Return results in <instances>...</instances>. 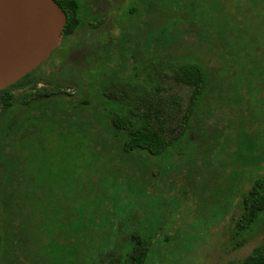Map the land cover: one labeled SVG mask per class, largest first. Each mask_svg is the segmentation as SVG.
Segmentation results:
<instances>
[{
    "label": "rangeland",
    "instance_id": "374dc122",
    "mask_svg": "<svg viewBox=\"0 0 264 264\" xmlns=\"http://www.w3.org/2000/svg\"><path fill=\"white\" fill-rule=\"evenodd\" d=\"M78 1L79 32L52 57L55 70L74 68L75 74L41 79L33 73L24 89L12 90L18 97L53 88L79 102L86 94L74 77L93 88L94 95L86 98L92 105L71 109L69 116L62 99L46 105L64 122L57 129L49 125L50 132L61 133L48 138L47 160L57 165L53 174H60L50 185L71 201L75 215L65 212V218H79L73 228L64 227L67 233L73 229L72 243L47 261L120 264L127 237L138 232L152 240L145 264H239L264 242V214L251 230L234 234L241 214L237 193L264 177V0H114L115 7L122 4L111 17L117 29L102 63L94 61L88 21L98 8L110 7ZM65 51L72 54L58 64L55 57ZM177 61L199 63L207 74L190 139L170 147L169 154L144 153L142 161L134 156L114 168L121 164L113 149L120 140L110 136L106 113L117 104L102 90L119 85L118 94L126 98L121 106L140 113L150 106L147 100H156L162 118L176 122L193 92L173 80ZM59 98L69 102L70 97ZM82 216L89 221L87 231Z\"/></svg>",
    "mask_w": 264,
    "mask_h": 264
},
{
    "label": "trees",
    "instance_id": "16d2710c",
    "mask_svg": "<svg viewBox=\"0 0 264 264\" xmlns=\"http://www.w3.org/2000/svg\"><path fill=\"white\" fill-rule=\"evenodd\" d=\"M55 1L67 17L64 34L71 35L80 23L79 4L76 0ZM172 66L175 83L188 86L193 91L190 104L185 110H179L182 115L176 122L162 118L163 111L156 100H147L151 102L150 106L144 107L140 113L121 106L120 102L126 98L118 94L122 92L119 85L113 87L114 84H110L102 90L106 98L113 99V104H117L109 116L105 110L111 126L109 134L120 140L113 149L114 154L121 158V164L114 168L119 169L127 159L144 156V153L151 156L169 154L170 147L181 140L190 139L191 131L196 128L193 123L198 102L203 98L207 74L201 64L191 61H177ZM33 73L35 75L36 71L0 91V264H33L35 260L38 264H54L53 261H47L48 255H62L74 238L73 229L71 233L64 231L65 224H71L73 228L79 220L78 216L76 220L73 217L71 220L65 218V212L75 215L71 201L61 199L63 193L52 189L50 185V178L60 174H53L56 163L49 166L47 156L51 144L48 138L61 136V133L58 130L50 132L49 125L52 122L57 129L64 122L56 119L57 115L53 118L46 105L54 99H62L64 102L61 101V104L69 116L71 109L92 105V100L86 98L91 99L90 96L94 95L93 88L83 85L84 80L80 78L79 92L86 96L79 102L74 101V94L53 88L36 89L14 97L12 90L24 89ZM60 96L70 97L69 102ZM138 159L142 161L141 157ZM139 160L134 162L139 165ZM114 174L122 175L118 172ZM237 197L240 199L241 214L234 223L235 237L251 230L264 214V177L257 178L248 191L242 190L237 193ZM82 224L83 231H87L89 221L84 222L83 216ZM126 241L123 247L127 254L120 264H145L152 247L151 238L135 232ZM243 243L244 240L236 245ZM41 256L45 260L37 259ZM239 264H264V242Z\"/></svg>",
    "mask_w": 264,
    "mask_h": 264
},
{
    "label": "water",
    "instance_id": "95a60500",
    "mask_svg": "<svg viewBox=\"0 0 264 264\" xmlns=\"http://www.w3.org/2000/svg\"><path fill=\"white\" fill-rule=\"evenodd\" d=\"M66 22L55 0H0V91L50 58Z\"/></svg>",
    "mask_w": 264,
    "mask_h": 264
},
{
    "label": "flooded vegetation",
    "instance_id": "af4514ba",
    "mask_svg": "<svg viewBox=\"0 0 264 264\" xmlns=\"http://www.w3.org/2000/svg\"><path fill=\"white\" fill-rule=\"evenodd\" d=\"M79 4V18H80V23L79 26L74 30V32L71 35L66 36L64 34H62V43L61 45L56 49L58 50L63 42L65 40L67 41H72L76 35L78 34V30L81 27V21H82V13H81V3H79L78 0H76ZM97 2L109 5L110 9H108V11L106 12L105 10H101V8L97 9V11H95L94 15L92 16V20L88 21L89 26H90V30L88 31L90 36H91V40L90 45H92L91 47L93 48V56H94V61L96 62L98 59H100V63H102L104 60H106L109 57V49L111 48L110 46L113 44L112 43V39H113V34L116 31V26L114 24H112L111 22V17L113 16L114 12H117L119 10V7L121 6V4L125 1L123 0L122 3L118 6L115 7V3L114 0H96ZM83 44L80 43L78 46L81 47ZM259 46V45H258ZM142 45L140 44L139 48H141ZM255 47H257V44H255ZM262 46H260L261 48ZM258 48V49H260ZM66 52V53H65ZM62 54H59V56H56L55 59L59 62H57L58 64H62L64 63V61L67 59V56H70L72 53L71 51H65ZM112 53H114V48L110 51ZM55 53V50H54ZM54 53L51 54L50 58L44 62L43 64H41L35 71H36V75H38V77H40L41 79H43L44 77L47 76H60V74H64L66 77H70L72 75L75 74L74 68L70 69V68H64L63 70L61 69H54L55 67L53 66V58L54 57ZM67 61V60H66ZM65 61V62H66ZM55 63V62H54ZM80 72V69H79ZM72 74V75H71ZM36 76L37 79H40ZM78 76H75L73 80V82L75 84L78 85V80H80V78H77ZM83 79V77H82ZM89 80V77L88 79ZM69 83V82H68ZM69 85H71L69 83Z\"/></svg>",
    "mask_w": 264,
    "mask_h": 264
}]
</instances>
